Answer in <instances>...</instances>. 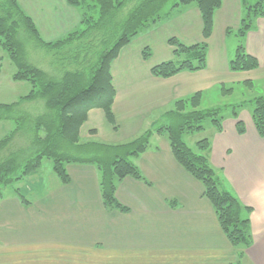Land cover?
Here are the masks:
<instances>
[{
	"label": "crops",
	"instance_id": "obj_1",
	"mask_svg": "<svg viewBox=\"0 0 264 264\" xmlns=\"http://www.w3.org/2000/svg\"><path fill=\"white\" fill-rule=\"evenodd\" d=\"M17 1L46 41L80 25V11L67 0ZM244 13L242 0H222L206 40V67L168 78L154 76L151 69L174 58L169 39L187 45L204 41L197 7L191 5L136 37L111 64L115 125L101 109H92L87 127L96 129L103 141H128L161 120L178 99L199 91L210 93L222 85L264 80V16L254 21L243 39L260 66L250 71L230 69L241 40L235 31ZM145 48L152 53L146 59ZM252 111L239 109L238 119L230 112L224 116L222 131L210 125L208 134L204 129L194 140L210 139V161L224 186L252 208L253 242L240 261L204 196L203 184L179 164L169 142L156 136L138 159L147 183L126 177L117 187V199L128 212L105 207L99 170L93 164H70L67 184L53 172L55 177L45 179L43 194L44 181L35 180L29 205L16 192L4 195L0 264H264V137L254 126ZM238 120L245 124L243 134L238 132Z\"/></svg>",
	"mask_w": 264,
	"mask_h": 264
},
{
	"label": "trees",
	"instance_id": "obj_2",
	"mask_svg": "<svg viewBox=\"0 0 264 264\" xmlns=\"http://www.w3.org/2000/svg\"><path fill=\"white\" fill-rule=\"evenodd\" d=\"M67 1L80 11V25L61 38L46 41L17 0H0V44L15 66L12 78L31 85L29 92L19 101L0 104V110L12 108L22 100L28 101L40 94L46 98L47 107L55 117L52 122L55 125H51L49 120L44 128L37 126L33 130L28 148L31 153L26 157L22 156L20 150H8L9 153H5L14 133L23 128L18 120L16 128L0 139V200L4 190L13 185L21 202L29 205L30 201L17 185L38 174L44 159H49L54 174L63 184L69 183L71 179L68 164L95 165L99 170L105 207L128 212L129 209L117 199V187L126 177L147 183L136 161L149 148L152 135L157 132L167 138L179 164L203 184L204 196L212 203L219 224L237 249L240 261L253 242L249 217L252 208L245 206L224 186L220 171L210 161V139H199L192 147L183 138L186 134L202 132L205 120H210L216 131H222L223 107H203L204 95L208 92L199 91L174 101L173 107L165 114L166 119L171 121L170 125L157 126L156 122L139 137L126 143L110 145L94 139L82 142L80 133L92 109H101L107 120L115 125L113 104L116 90L111 73L112 62L119 56L121 49L136 37L169 20L173 16L172 9L180 4H193L200 11L204 41L187 45L177 38L169 39V44L174 47V58L155 65L151 72L156 77L168 78L181 71L204 69L208 52L206 40L211 35L214 15L221 7L222 0ZM169 3L173 6L170 5V10L163 12ZM242 4L245 13L235 31L241 40L235 57L230 61V69L234 72L250 71L260 66L259 60L247 52L243 39L252 29L254 21L264 16V0H242ZM29 37L37 46L45 48L47 53L61 61L64 71L60 76L48 74L27 60L26 40ZM151 55L150 49L143 50L145 59ZM243 84L252 87L253 82L246 81ZM220 88L228 93L234 90L225 85ZM252 102L254 126L258 134L264 137V95L253 98ZM230 106L231 113L238 119V108H242L243 103ZM237 129L240 134L245 132L243 121H237Z\"/></svg>",
	"mask_w": 264,
	"mask_h": 264
},
{
	"label": "rangeland",
	"instance_id": "obj_3",
	"mask_svg": "<svg viewBox=\"0 0 264 264\" xmlns=\"http://www.w3.org/2000/svg\"><path fill=\"white\" fill-rule=\"evenodd\" d=\"M256 0H250V2H254ZM172 3H169L168 6H165V10L163 12L170 10V7ZM191 5H183L180 4L179 6L172 9V15H175L177 13L182 12L183 10L190 8ZM195 6V5H193ZM217 11V10H216ZM27 45H26V58L27 60L34 65L35 67L39 68L40 70L52 74L55 76H60L63 73V67L60 65L61 61H58V58H55L54 56H51V53H47V50L43 47H39L36 45V43L33 41L31 37L27 38ZM159 57V54H154V57ZM154 58V60H157ZM63 65L64 62L62 63ZM15 72V66L11 59L9 58L7 51L2 47L0 44V104H12L15 101H19L21 97L26 95L29 90L31 89L30 83L23 81H15L12 78L13 73ZM233 87L234 90L230 93L223 92V89L218 87L213 92L207 93L204 95L203 99V107H209V106H221L223 107V115H227L228 113L232 112V108L230 104H240L243 103V107L248 110H253L254 103L252 102L253 98L257 96L264 95V80L256 81L255 84L252 85V87H249L247 85H239L231 86L227 85L226 88ZM39 89V88H37ZM36 89V90H37ZM239 107L238 109H240ZM241 108V109H242ZM166 110L164 111L163 117L161 120L157 121V126L162 125H170L171 121L166 119L165 114L167 113ZM55 117L50 113L49 108L47 107V101L46 98L39 94V96H35L34 98L28 100V101H20L19 105L13 106L12 108L8 109H1L0 110V139H2L6 134L11 132L13 129L17 126V121L19 124H21V127L23 126L21 131H16L14 133V136L10 140V143L8 144V147L5 148V153H9L8 150L13 151H19L22 153V156L26 157L31 152L28 150L30 147V140H31V133L35 128L38 126L42 128L45 127L48 124V121L50 120L51 125H55L52 123L54 121ZM56 122V121H55ZM211 125L210 120L204 121V127L206 129V134L209 133V127ZM37 127V128H38ZM43 127V128H44ZM150 127V126H149ZM149 129V128H148ZM44 131L41 130V135H43ZM82 142H88L90 140L95 141H101L106 144L110 145H117L129 142L130 140H133L139 135L142 134L139 133L136 137L119 143H112L103 141L99 138L98 133L96 129H91V127H87V122L81 127L80 129ZM198 135L201 134H186L183 136L185 141L192 147H194L195 138H197ZM153 137L159 136L160 138H164L167 140V138L163 135L158 134L157 132L153 133ZM168 141V140H167ZM3 153V152H2ZM138 161H136L138 165ZM76 164V163H71ZM70 164H68L69 166ZM139 166V165H138ZM68 170V168H67ZM69 173V172H68ZM54 176L53 169H52V161L49 159H44L42 168L39 170L38 174L34 175L32 178L27 179L26 181H22L17 185V187H20L26 198L30 201L32 200V191H30V188H33V183L35 180L39 181L40 179L43 180L42 182V194L44 192V183L52 179ZM46 179V181H45ZM71 182V179H70ZM69 182V183H70ZM16 186H9L4 190V195H8L13 193L15 191ZM22 193V194H23ZM31 203V201H30Z\"/></svg>",
	"mask_w": 264,
	"mask_h": 264
}]
</instances>
